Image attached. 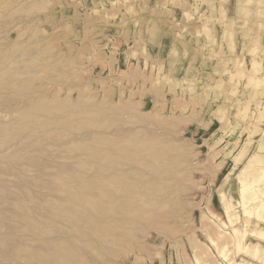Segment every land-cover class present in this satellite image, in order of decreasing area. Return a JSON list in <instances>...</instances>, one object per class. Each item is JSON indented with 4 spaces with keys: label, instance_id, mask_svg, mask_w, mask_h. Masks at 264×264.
Listing matches in <instances>:
<instances>
[{
    "label": "rangeland",
    "instance_id": "1",
    "mask_svg": "<svg viewBox=\"0 0 264 264\" xmlns=\"http://www.w3.org/2000/svg\"><path fill=\"white\" fill-rule=\"evenodd\" d=\"M259 159L264 0H0V264H264Z\"/></svg>",
    "mask_w": 264,
    "mask_h": 264
},
{
    "label": "bare ground",
    "instance_id": "2",
    "mask_svg": "<svg viewBox=\"0 0 264 264\" xmlns=\"http://www.w3.org/2000/svg\"><path fill=\"white\" fill-rule=\"evenodd\" d=\"M247 62H250V59L247 60ZM258 161L264 163V159H259ZM255 180H249V181H246V180H242L241 181V185H240V195L244 196V194L246 192H249L251 191V193L249 194V197L246 198V202L243 203V207H244V212L245 213H248V215L250 214L253 215V217H255L256 219L257 218H261L260 214V211H262L261 209H259V206L257 208V206H255L253 212L250 210L249 208V205L248 204H254V203H257V202H264V200L262 199V194L259 192V191H256L255 190V184H256V187H259L260 186V181H263V184H264V168H261V173H258L255 175ZM241 197V196H240ZM244 199V198H243ZM239 200V199H238ZM264 209V207H263ZM248 216V217H250ZM227 232H231V233H236L238 234L239 231L236 227H232L231 230H228ZM240 237V236H239ZM223 247L220 249V255L223 259H225L226 255L225 253L223 252ZM260 259L263 260L264 256L262 257H259ZM258 258V259H259ZM253 264H257V261H254L252 262ZM217 264H220L219 262Z\"/></svg>",
    "mask_w": 264,
    "mask_h": 264
}]
</instances>
